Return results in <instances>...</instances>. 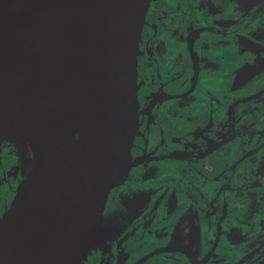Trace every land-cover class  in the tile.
I'll use <instances>...</instances> for the list:
<instances>
[{"label": "water", "instance_id": "obj_1", "mask_svg": "<svg viewBox=\"0 0 264 264\" xmlns=\"http://www.w3.org/2000/svg\"><path fill=\"white\" fill-rule=\"evenodd\" d=\"M152 1L0 0V91L11 87L19 107L0 117V148L27 140L32 159L0 213V264H84L106 242L139 165V55ZM34 97L49 104L38 135L22 126ZM47 152L58 160V179L41 171ZM236 152L225 191L235 203L251 174ZM176 252L199 262L169 243L133 264Z\"/></svg>", "mask_w": 264, "mask_h": 264}, {"label": "flooded vegetation", "instance_id": "obj_2", "mask_svg": "<svg viewBox=\"0 0 264 264\" xmlns=\"http://www.w3.org/2000/svg\"><path fill=\"white\" fill-rule=\"evenodd\" d=\"M183 2L153 0L147 17L139 55L140 125L134 147L139 165L128 182L136 175L146 184L162 181V164L172 168L167 161L174 167L208 166L212 173L204 171L190 182L194 202L180 191L179 196L176 191L169 196L160 188L158 196L157 183L122 191L106 242L94 248L84 264H133L169 243L198 256L196 264H264V0H205L207 15L197 14L203 5L194 7L196 1L189 0L177 22L176 5ZM226 3L232 5L228 13L222 12ZM201 21L206 22L204 28ZM230 37L235 49L228 56L223 51ZM245 68L247 73L237 81ZM175 122L188 126L181 124L173 134L167 125ZM197 144L200 149L194 148ZM233 148L236 158L251 166L249 180L241 186L243 208L238 201L226 202L231 173H226L227 158ZM14 166L0 165V188L10 179L12 192L10 198H0V213L22 180L24 170L15 173ZM167 184L184 191L177 180ZM213 186L216 196L209 190ZM249 195L254 204H245ZM172 212L178 213L170 218ZM135 240L159 245L140 255L130 246ZM91 255H98L96 263L89 261ZM155 259L161 260L156 264H194L179 252L154 255L145 264Z\"/></svg>", "mask_w": 264, "mask_h": 264}, {"label": "rangeland", "instance_id": "obj_3", "mask_svg": "<svg viewBox=\"0 0 264 264\" xmlns=\"http://www.w3.org/2000/svg\"><path fill=\"white\" fill-rule=\"evenodd\" d=\"M188 1L189 0H184V4L183 5H179L177 4L176 5V10L178 12V16L176 18V21L179 22L181 20V17L184 16V12H183V7L186 8V4L188 5ZM196 4H198L197 6H194V7H200L201 5H203L204 9L203 10H195V12H197V14L199 15H207L206 11H205V6H204V2L205 0H195ZM209 0H206V2H208ZM225 7L226 9L223 10L222 12H230L232 10V5L229 4V3H226L225 4ZM188 9V8H186ZM199 11V12H198ZM186 13V12H185ZM232 40V37L229 38V42H227V45H226V49L223 51L224 54L228 55L230 54L231 52V49H235L233 46H231L230 44V41ZM232 63L231 62H227L226 65H228L230 67ZM227 66V67H228ZM176 74V71L174 69V72H173V75ZM181 124H184L185 126H188L186 123H180V122H175L173 125L171 124H168L167 125V128L169 130V132H173V134H176L177 131H180V127H181ZM158 134V133H157ZM157 134L155 135V140L157 138ZM159 136V134H158ZM12 140V139H11ZM19 140H13V151L16 152L17 155H15L14 153H12L14 155V161L12 164L10 165H7V167H12L14 166V172L16 173V170L19 168V169H23L24 171H27L28 169H30L31 165H32V159H31V152H30V149H29V144L28 142L26 144H21L18 143ZM2 150V153L4 151V149H2V146L0 148V152ZM11 150V152H12ZM0 157H1V153H0ZM1 161V159H0ZM18 163V164H17ZM167 164L171 165L172 168H169L168 166H166L165 164H162L163 165V168L161 169L162 171H164V175L162 177V181L160 182H156V179H152V181H150L149 183H145L144 181H138V177L137 175L136 176H133V178L128 182V184L122 188L121 191H124V190H128V189H133V188H139V187H143L145 185H156L159 187H157L156 191L158 192V196H159V189H161V191H168L169 193V196H171L172 194L175 193L176 191V195L179 196V191H180V196H183L185 197V199L189 202H194V200L191 198V187H195L193 185V183H190L192 180H196L199 176L201 177V174L202 172L204 173V171L208 174H211L212 173V170L210 168L205 167V170H202L204 169L201 165L198 167V166H194L191 167L188 163H184L183 165H179L178 167H174V164L171 162V161H167L166 162ZM1 164H3V161H1ZM0 164V165H1ZM17 164V165H16ZM202 164V163H201ZM5 167V165H4ZM6 168V167H5ZM186 169V171H184V169ZM1 173H3V170H0ZM13 173V172H12ZM13 175V174H12ZM2 176V175H0ZM5 176V175H4ZM167 178V180L169 179H173V180H177V186H178V183L179 184H183L184 185V191H181L180 188L178 187L177 189H173V188H170L167 184V180L164 179V178ZM208 177V176H207ZM262 185L264 187V178L262 179ZM11 181L10 179L9 180H6L4 182V185L3 187L0 188V198H5V197H11L12 196V192H11V189L9 187ZM161 184V185H160ZM214 187H209V190L212 191V195L216 196L217 193H214L213 194V191H214ZM221 191V190H220ZM218 191V192H220ZM234 191V190H232ZM241 191V190H240ZM243 193H245L243 191ZM131 195V193H129ZM233 194H236L237 196H241L242 193H233ZM128 198H125V200L127 201ZM255 199V198H254ZM236 201L239 202L240 206L243 208L244 206L246 205H243V203H241V200L239 198L235 199ZM202 201L201 197H197L195 199V202L197 203H200ZM231 203H234L235 204V201H231ZM246 203H253L254 204V201H253V197L251 195L249 196H246V201H245V204ZM178 212H172L170 214V218H173ZM108 222V219L106 221V224ZM108 227L109 225L106 227V235L108 234ZM145 240V239H144ZM157 245H159V243H156V244H150L148 242L145 243L144 241L142 240H135V241H130V246L133 247V249L135 250L136 253H139L140 255H142L143 253L147 252L148 250H151L153 249L154 247H156ZM99 255L101 254L100 252L98 253ZM97 256L98 255H91L90 258H89V261L91 263H96L97 262ZM158 262H161V260H154L151 264H156Z\"/></svg>", "mask_w": 264, "mask_h": 264}, {"label": "bare ground", "instance_id": "obj_4", "mask_svg": "<svg viewBox=\"0 0 264 264\" xmlns=\"http://www.w3.org/2000/svg\"><path fill=\"white\" fill-rule=\"evenodd\" d=\"M247 69L245 68L240 75L237 77V81L243 79L244 75L247 73ZM19 109L18 104L15 100L12 88L9 86L4 87L0 91V117L7 115L8 113L16 112ZM49 113V104L40 97H34L31 108L27 114L24 125L31 126V130L35 135L40 133V129L42 124L44 123L46 117ZM19 143V142H18ZM27 140H20L21 144H26ZM43 160L41 162V171L48 175H53L55 178H59V168H58V160L54 153L47 152L43 156Z\"/></svg>", "mask_w": 264, "mask_h": 264}, {"label": "trees", "instance_id": "obj_5", "mask_svg": "<svg viewBox=\"0 0 264 264\" xmlns=\"http://www.w3.org/2000/svg\"><path fill=\"white\" fill-rule=\"evenodd\" d=\"M3 153H1V159L6 169L9 168L7 165H10L14 161V155L10 152L13 149V140L9 139L2 144Z\"/></svg>", "mask_w": 264, "mask_h": 264}, {"label": "crops", "instance_id": "obj_6", "mask_svg": "<svg viewBox=\"0 0 264 264\" xmlns=\"http://www.w3.org/2000/svg\"><path fill=\"white\" fill-rule=\"evenodd\" d=\"M250 1H254V0H250ZM252 10V9H251ZM258 49V47H256ZM239 74V73H238ZM238 76V75H237Z\"/></svg>", "mask_w": 264, "mask_h": 264}]
</instances>
